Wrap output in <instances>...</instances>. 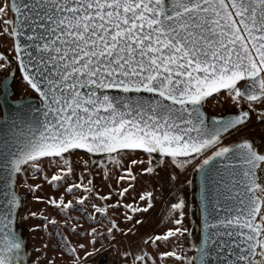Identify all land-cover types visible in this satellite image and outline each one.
<instances>
[{
  "label": "snow or ice",
  "instance_id": "snow-or-ice-1",
  "mask_svg": "<svg viewBox=\"0 0 264 264\" xmlns=\"http://www.w3.org/2000/svg\"><path fill=\"white\" fill-rule=\"evenodd\" d=\"M9 7L15 18L11 32L6 29L5 33L13 39L23 80L38 93L41 107H18L0 136V181L5 188H14L16 175L24 171L22 165L37 173L45 158L49 163L63 162L50 178L51 182L63 180L73 172L68 157L74 150L105 154L116 164L120 160L114 153L142 150L148 156L142 172L152 174L153 154H159L161 165L170 158L182 169L189 160L180 157L220 145L197 165L205 184L215 183L218 190L213 201L207 188H202L203 238L192 244L195 255H187L178 244L160 256L180 264H264V199L257 196V192L264 193L260 175L264 153L248 138L230 145L220 143L225 133L246 126L251 112L264 125V0H11L10 5L0 7V13ZM0 59L4 60L0 69H8V58L0 53ZM7 88L5 77L0 89L7 94ZM111 89L122 94L110 95L107 90ZM221 90L238 108L246 103L248 110L226 118L212 116L209 125L203 107ZM214 158L233 162L224 168L227 181L223 177L212 180L214 171L220 176ZM83 163L87 168L90 161ZM144 164L142 159H133L125 171L134 180L131 166ZM80 187L92 191L82 184H70L66 191ZM152 197L151 192L140 195L147 207H123L133 214L147 211ZM221 197L228 216L210 224V217L220 215L215 205L221 204ZM85 199L77 197L76 204ZM48 203L61 211L73 207V201L65 202L63 196L59 202L52 198ZM20 206L16 192L7 191L0 204V264H25L26 242L15 228ZM92 207L100 214L107 211ZM184 207L183 198L173 203L170 213L180 217L174 219L175 227L150 241L168 242L173 237L179 241L188 232L182 226ZM29 217L37 213L29 212L22 219ZM40 218L47 221V217ZM125 219L131 221L134 215L126 212ZM49 223L57 222L53 219L43 227L47 229ZM109 224L110 240L115 239L114 230L127 234L115 220ZM88 234L93 248L81 258L77 249L85 245L71 247L57 233L66 251L75 256L72 264H83L104 247V233L92 228ZM98 239L101 249L95 247ZM147 255H137L135 260H145Z\"/></svg>",
  "mask_w": 264,
  "mask_h": 264
},
{
  "label": "rangeland",
  "instance_id": "rangeland-1",
  "mask_svg": "<svg viewBox=\"0 0 264 264\" xmlns=\"http://www.w3.org/2000/svg\"><path fill=\"white\" fill-rule=\"evenodd\" d=\"M5 4H8V0H0V7ZM11 21H13V16L10 9L7 8L4 13H0V53L8 58L9 67L0 69V81L11 67L16 66L15 52L12 50L13 41L5 33L6 29L11 32ZM0 63H4V60L0 59ZM13 90L15 98L34 94L18 71L13 81ZM204 107L209 112L222 114L247 108V104L243 103L238 108L228 94L223 91L219 95L209 98ZM254 107L259 109L261 106L255 105ZM241 138L254 141L258 150L264 147V125L257 120L256 112H251V118L246 126L241 127L239 131L227 133L220 143L221 145H230ZM219 146L214 145L199 155L179 158L189 160V163L182 169L173 165L170 158L161 165L159 163L161 158L153 155L155 171L152 174L142 172V167L148 166V156L146 153L137 151L120 156H116L114 153L113 156L120 160V163L116 164L109 160L108 156L104 159H94L85 152L75 150L68 157L72 161L73 172L58 182H51L50 178L57 171L58 166H63L62 161L56 160L49 163V158H45L42 170L37 173H33L30 167L25 166L24 171L18 175L16 190L22 197L18 212V225L26 241L29 264H49V261H54V264H72L75 256L69 254L63 247L65 241L57 235L58 232L67 238V243L71 247H76L79 244L85 245L82 250L78 248L76 253L79 257L84 258V253L92 251L93 248L90 243L91 236L88 234L92 228L104 233L102 237L104 247L101 249V241L98 239L95 247L101 250L84 261L102 254L119 264H133L134 261L135 264H180L174 258L162 259L160 253L172 250L179 244L185 249L187 255H193L192 244L197 241V218L193 199L194 173L198 168L197 165ZM133 159L145 161L143 166H131L132 174L135 176L134 180L125 171ZM84 160L90 161L87 168L83 163ZM173 175L175 179H172ZM260 175L264 177V173H260ZM121 176H124L125 179L120 180ZM70 184H82L91 188L92 191L85 192L84 188L80 187L68 193L66 189ZM37 185L39 187H36ZM30 187L34 191L30 190ZM123 189H128V191L124 196H120L119 193ZM147 192L153 194L151 207L147 211L133 214L123 207L124 204L147 207V201H141L139 198L142 193ZM61 196L65 202L72 200L73 207L61 211V207L48 203L52 198L59 202ZM81 196L86 197L85 202L76 204V198ZM34 197L41 199L37 200ZM102 197L107 199H102ZM181 198L185 204L182 226L187 228L188 232L179 241L175 237L169 238L168 242L150 241L151 237L163 235L169 228L175 227L173 221L180 217L178 213H170V209L171 205ZM261 199H264V193L261 194ZM117 204L120 206L116 207ZM92 205H96L97 208H106L107 211L105 214H100L95 211ZM29 212L37 213V217L22 219ZM126 212L128 215H134V219L126 220ZM41 216L47 217V221L41 219ZM53 219L57 223L55 225L49 223L45 229L43 225ZM109 220H115L118 228L127 234L114 230L115 239L110 240L107 235V229L111 227ZM137 220L142 223L137 224ZM36 225L41 227L36 231H29ZM73 227L76 228V231H73ZM129 229H131L130 232ZM45 244H47V248L44 247ZM124 253L128 254L124 255ZM143 253L148 254L145 260H135L137 255Z\"/></svg>",
  "mask_w": 264,
  "mask_h": 264
},
{
  "label": "water",
  "instance_id": "water-1",
  "mask_svg": "<svg viewBox=\"0 0 264 264\" xmlns=\"http://www.w3.org/2000/svg\"><path fill=\"white\" fill-rule=\"evenodd\" d=\"M10 3H11V0H8L9 5H10ZM9 9H10V7H9ZM10 11H11V9H10ZM11 13H12L13 20H14V18H15L14 13L12 11H11ZM12 27H13V25H12ZM12 41H13V39H12ZM17 71L19 72L21 78L23 79V73L20 71L19 62L16 60V66L11 67L8 70V73L1 79V81H3L5 79V77H7L8 88H7V94L4 93L3 89H0V136H3V133L6 131L5 125L11 124V122L14 118V113L16 112L18 107L28 106V105H31V107H33V108H40L41 107V101H40L38 93H35L34 90L31 89L30 86H29V88L34 93L33 95L25 96V97H19V98L14 97L13 81H14V78L16 76ZM107 91L110 95H121L122 94L119 90H116V89H111V90H107ZM221 92H223V90H221ZM141 94L144 96L151 95L148 93H141ZM133 95H135V94H133ZM17 101H19V104L16 103ZM243 110H248V109L243 108ZM203 111L205 112V114L207 116V123L209 125H211V117L212 116L225 117L226 118L230 115L238 114V112L240 110H234V111L225 112L222 114H215V113L207 111L205 109V107H203ZM250 118H251V113H250ZM226 134L227 133H225L224 135H226ZM192 135L194 136L195 133L193 132ZM237 142H240V140L235 141L233 143H237ZM78 151L85 152L84 150H78ZM137 152L144 153L142 150H137ZM261 153H264V150ZM89 155H91L94 159H104L107 157V155H105V154H89ZM153 155L159 156V154H153ZM193 155H195V154H189L188 157L193 156ZM180 158H187V157H180ZM214 159H216V158H214ZM232 163L233 162H230V161H223L222 159H216L215 169L220 170V176H216L215 171H214L212 173V180L216 181V180H219L220 177H223V179L225 181H227L228 177L224 171V168L226 165H230ZM25 166L26 165H22V168H24ZM205 167H207V166H205ZM0 175H2V174H0ZM18 175H19V173L16 175L15 184H14L13 189H6L4 183L2 181H0V204H3L5 202V193L7 191L14 190L16 192V195L20 199V205H21L22 197H21L20 193L16 190V181H17ZM203 187L207 188L209 198L212 199L213 201H215V199H216L215 193L218 190V185H216L215 183H208L206 185L203 173L201 172V170L199 168H197L195 170L194 178H193V199H194V205H195V214H196V218H197V241H196L197 244L203 238L204 214L201 211L202 203H203L204 196H205V193L202 192ZM257 196H259L258 192H257ZM220 200H221V204L215 205V207H216L217 211H219L220 215L215 216V218L210 217L209 218L210 224H215L216 220L228 216V213L222 207V205L224 204L223 198L221 197ZM19 209H20V207L17 209L15 228H16L18 233H22L20 228H19V225H18ZM234 215L235 214L233 213V216ZM219 227L222 228L223 226H219ZM210 230L215 231L216 229L213 228ZM23 239H24V236H23ZM26 251H27V247H26ZM194 255H195V250L193 251L192 256H194ZM25 264H29L28 253H27L26 260H25Z\"/></svg>",
  "mask_w": 264,
  "mask_h": 264
},
{
  "label": "built area",
  "instance_id": "built-area-1",
  "mask_svg": "<svg viewBox=\"0 0 264 264\" xmlns=\"http://www.w3.org/2000/svg\"><path fill=\"white\" fill-rule=\"evenodd\" d=\"M264 150V147L259 149L260 152ZM259 196L261 197V192H258ZM83 264H119V262L115 260H111L108 256L98 254L93 258H89L88 261H84Z\"/></svg>",
  "mask_w": 264,
  "mask_h": 264
}]
</instances>
